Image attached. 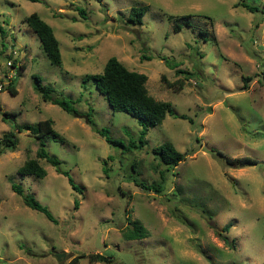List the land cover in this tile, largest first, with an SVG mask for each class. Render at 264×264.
I'll return each mask as SVG.
<instances>
[{
  "label": "rangeland",
  "instance_id": "rangeland-1",
  "mask_svg": "<svg viewBox=\"0 0 264 264\" xmlns=\"http://www.w3.org/2000/svg\"><path fill=\"white\" fill-rule=\"evenodd\" d=\"M142 5V23L129 22L130 8ZM33 12L53 28L60 66L50 63L23 21ZM182 15L190 16V26L174 30L170 17ZM0 25V83L8 60H16L17 70L11 80L16 94L5 87L11 81L0 89V264H71L82 253L79 264H263L264 0H0ZM111 56L146 74L149 94L171 103L176 114L149 128L142 147L137 120L113 111L93 82L83 83ZM164 58L179 65L170 68ZM35 76L83 114L90 112L116 143L85 117L44 101ZM44 119L65 140L45 138L46 150L82 193L45 159H39L43 178L18 173L36 157L39 141L16 126ZM8 131L17 140L14 150L2 139ZM166 141L184 154L175 166L153 152ZM215 150L258 163L231 167ZM12 181L56 222L26 206ZM136 181L160 184L161 191ZM134 222L148 236L125 239ZM92 253L110 262H90Z\"/></svg>",
  "mask_w": 264,
  "mask_h": 264
},
{
  "label": "trees",
  "instance_id": "trees-1",
  "mask_svg": "<svg viewBox=\"0 0 264 264\" xmlns=\"http://www.w3.org/2000/svg\"><path fill=\"white\" fill-rule=\"evenodd\" d=\"M36 1V0H34ZM239 5H244L246 8L253 10L255 7L244 3H238ZM80 14L85 15V11L82 8H78ZM147 11V6H133L129 11V22L133 24H141L142 17ZM85 17V16H82ZM174 19V30H179L182 26H190V16L182 15L179 17H170ZM37 35L41 47L45 52L50 63L56 66L62 64V57L60 52L59 41L54 34L53 28L43 20L40 15L36 12L30 13L23 20ZM0 32L4 34V31L0 25ZM165 59V58H164ZM15 66V59L12 60ZM165 63L170 68H176L179 64L175 61H171L166 58ZM177 73H187V71L182 69H177ZM189 74V73H188ZM250 76L243 77L245 84L250 80ZM91 81L95 85L98 92L103 95V97L108 102L109 106L113 111H122L132 117H134L138 124L141 126L139 146L142 147L146 142L144 136L149 128L156 127L162 123L166 115L175 116L174 109L171 103L163 100L156 99L154 96L149 94L146 87L147 76L142 72L128 69L116 56H111L107 59L102 71L97 73L87 74L83 78V83ZM168 85H173V82H169ZM181 86V84H180ZM11 92V94H16V89L13 87V82L11 81L5 86ZM34 88L41 95L42 99L47 102L59 105L63 110L75 117H85L86 122L91 125V127L105 138L106 141L111 143H116L108 135V130L105 128H99L96 126L92 118H90V112L83 114L77 110L74 106V101L60 97L55 94V90L52 86H46L42 84L41 78L38 76L34 77ZM178 117L187 118L186 115L182 114ZM9 118V113L3 111V119ZM191 120V119H190ZM18 131L26 130L29 135L34 137L39 141V146L36 151L35 158H28L24 161L22 166L18 169V173L21 175H32L36 178H43L46 175V170L39 163V159H45L49 162L57 172L65 175L71 187L80 193L83 192L84 187L77 185L73 178L69 175V172L61 167V160L50 155L45 148V138H52L53 140H58L64 142V138L61 137L53 129V121L51 119L39 120L36 123H26L23 125L16 126ZM3 142L5 147L14 150L16 148L17 140L13 131H8L3 134ZM135 144V141L131 143ZM153 152L160 157L164 164L175 166L179 161L183 160L184 154L178 151L175 146L169 142H163L162 144L155 146ZM216 155L221 157L225 163L231 167H240L244 165H254L258 161L249 157L233 158L220 150H215ZM136 184L141 186L145 190H154L155 192L161 191L160 184H146L145 182H137ZM11 189L22 198L23 203L35 210L42 212L49 220L56 222V219L52 213L48 210L46 206L41 204L31 192H27L22 185L11 182ZM78 201L74 202V207H78ZM231 223L226 224L223 227V231H228ZM222 236L226 243H229L226 236L218 233ZM148 236L147 229L139 222L132 223V227L128 228L124 233V238L127 240L140 239ZM85 254H80L75 256L71 264H79V259ZM90 262H110L108 256L100 253H92L87 255ZM264 264V262H263Z\"/></svg>",
  "mask_w": 264,
  "mask_h": 264
},
{
  "label": "built area",
  "instance_id": "built-area-1",
  "mask_svg": "<svg viewBox=\"0 0 264 264\" xmlns=\"http://www.w3.org/2000/svg\"><path fill=\"white\" fill-rule=\"evenodd\" d=\"M6 67H7V72L5 73V81H11L13 78H15V76H17V70H16V66L13 65V61L12 60H8L6 62ZM2 81V82H5ZM0 83V89L2 88L4 83Z\"/></svg>",
  "mask_w": 264,
  "mask_h": 264
},
{
  "label": "water",
  "instance_id": "water-1",
  "mask_svg": "<svg viewBox=\"0 0 264 264\" xmlns=\"http://www.w3.org/2000/svg\"><path fill=\"white\" fill-rule=\"evenodd\" d=\"M58 258H59V259H61V258H62V254H61V255H59V256H58Z\"/></svg>",
  "mask_w": 264,
  "mask_h": 264
}]
</instances>
